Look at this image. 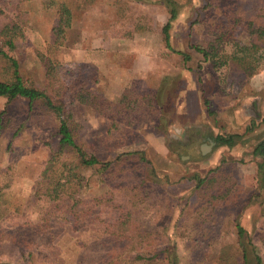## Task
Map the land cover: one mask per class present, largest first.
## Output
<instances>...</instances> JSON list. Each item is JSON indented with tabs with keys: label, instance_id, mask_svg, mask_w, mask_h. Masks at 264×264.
I'll list each match as a JSON object with an SVG mask.
<instances>
[{
	"label": "rangeland",
	"instance_id": "rangeland-1",
	"mask_svg": "<svg viewBox=\"0 0 264 264\" xmlns=\"http://www.w3.org/2000/svg\"><path fill=\"white\" fill-rule=\"evenodd\" d=\"M175 1L179 9L170 29L171 46L187 54V60L165 47L161 28L168 12L161 0H0V29L16 23L22 32L13 47L2 44V50L18 61L27 82L45 89L55 102H64L78 144L113 164L103 173L81 170L88 185L79 203L85 212L75 229V217L66 208L69 199L57 209L46 195L34 194L54 154L49 172L58 171V162L77 159L71 148L59 151L54 112L39 101L29 110L25 98L5 105L0 96V111L7 108L0 129V261L20 262L22 253H31L32 264H167L165 249L173 241L178 264H237L234 215L242 212L239 221L264 264V190L247 207L244 202L212 207L195 195L194 184L186 179L193 171L204 174L218 165L245 189L257 184L260 157L251 150L264 135V39L251 35L249 27L264 26V0ZM63 3L72 21L59 44L52 29ZM148 23L153 29L146 34H140L142 29L131 34L134 25ZM229 35L245 46L261 47L255 73H246L233 60L216 70L192 47L205 48ZM109 37L115 48L125 49L109 53L118 68L150 62L143 77L135 73L131 81L124 78V86L105 82L107 69L121 75L118 68L98 69L94 61L104 57L99 52L98 58L97 46ZM83 49L88 50L86 59L81 58ZM224 49L230 53L235 46L229 43ZM45 59L54 67L53 77L46 76ZM5 64L0 59V78L6 75ZM124 89L139 100L134 110L119 106ZM157 90L158 100L153 97ZM202 131L207 137L210 132L243 137L233 147L212 144L206 153L198 147L191 150L186 137ZM180 197L188 203L177 205ZM11 227L18 230V240L4 236ZM141 238L162 255L132 261L122 245ZM29 239L31 245L25 242Z\"/></svg>",
	"mask_w": 264,
	"mask_h": 264
},
{
	"label": "trees",
	"instance_id": "trees-1",
	"mask_svg": "<svg viewBox=\"0 0 264 264\" xmlns=\"http://www.w3.org/2000/svg\"><path fill=\"white\" fill-rule=\"evenodd\" d=\"M143 1V0H142ZM168 12V17L166 22L161 28V33L163 36V41L165 47L182 54L184 59H188V55L183 53L180 50H176L171 46V35L170 29L172 23L178 17L179 5L175 0H161ZM2 9L0 8V14ZM72 21V13L68 6L63 3L60 6L58 11V23L54 25L52 29L54 41L56 43H61L65 39V34L67 29L70 27ZM251 25V24H250ZM141 28V27H137ZM249 32L251 35H256L259 39H264V26L260 27H249ZM22 35V32L16 23H5L0 29V59L5 61V72L6 75L0 78V96L6 99V104L17 98H25L28 100V108L32 109L34 102H41L44 106L48 107L51 111L54 112L57 120V135L58 139V148L59 151H63L65 148H71L75 151L77 159L75 161L69 162H58L59 169L58 171L49 172L48 168L51 167L55 154L50 158L44 170L42 171L40 178L36 181V186L34 189V194L36 196L46 195L49 200L54 203V206L59 209L61 208L62 201L69 199L71 203L67 205V210L70 211L75 217V229H79V221H82L85 208H81L79 203L81 200V193L85 186L88 185L87 181L84 180L83 174L81 173L82 169L92 168L99 173H103L105 170L113 168L112 162H102L97 158L96 155L88 154L86 150L82 148L80 144L75 139L73 130L70 127V120L72 118L71 111L65 106L63 101H56L45 91L37 87L32 82H27L24 79V75L20 71L19 63L13 57L7 55L1 48L2 44H6L10 47L14 46V39ZM229 35L227 38L221 36V38L211 42L207 47L203 48L197 45L192 47L202 54L205 61H209L214 69H220L226 66L231 60L238 62L243 67L244 71L248 74H253L257 71L259 67V57L257 56L258 49L261 47L257 43H253L250 46H245L244 44L239 43ZM224 41L225 46L231 44L235 46V50L232 52H227L224 49V44L221 42ZM218 42V43H216ZM221 45V46H220ZM46 76L53 77V65L51 61L45 59ZM65 85L63 89H65ZM131 91H123L120 100L119 106L125 110H134V105H140L138 98L132 99L130 97ZM83 96L80 95L79 99H82ZM153 97L158 100L159 91L154 92ZM204 104L208 108L209 101L204 98ZM7 111V108L4 107L0 111V129L5 127L1 123V116L4 115ZM214 111L207 109V113L213 114ZM21 126L18 128L20 129ZM253 125L247 128V131L252 130ZM18 130L14 132V135ZM209 138L214 144V148L220 146L233 147L238 142H241L243 137L240 133H209ZM136 153L141 154L137 151ZM252 156L260 157V160L257 164V184L251 190L245 189L239 185L233 175L222 170L220 166H214L206 171L204 174L193 171L190 173L186 179L194 184L195 195L200 197L207 204H210L212 207L216 206H233L239 202H244L243 206L247 207L252 201L258 199L261 196L262 190H264V135H262L253 145L251 150ZM119 160V159H116ZM145 161V159H138V162ZM80 173H78L79 171ZM148 171V170H146ZM103 181V178L101 177ZM8 184L5 186L7 187ZM176 204L183 202L184 205L188 203V198L180 197L176 199ZM17 210V209H15ZM241 214L235 213L234 215V230L236 236V245L237 251L239 252V260L237 264H263L262 256L258 253L257 247L253 242V239L248 232V230L241 224L239 221ZM1 217V211H0ZM3 217V216H2ZM1 217V218H2ZM44 222H47L44 220ZM41 226V225H40ZM45 226V225H44ZM46 227V226H45ZM12 228V227H11ZM10 228V229H11ZM39 226L35 227V230L38 231ZM46 229H48L46 227ZM31 229L30 231H32ZM34 230V231H35ZM15 228H12L10 231L5 232L4 236L8 238H15L18 240V233H16ZM142 233V232H139ZM2 234V233H1ZM0 234V238L2 235ZM27 244L31 245V239L25 241ZM28 245V246H29ZM122 250L126 254H132V261H150L158 257L159 254L162 255V252L156 251L155 244L152 245L151 241H143V238L140 240L125 242L122 245ZM165 251L168 254L167 264H178V256L175 251V243L172 241L168 243ZM23 252V251H22ZM50 253V250H47ZM58 252V249L54 246L51 251V255L55 256ZM31 253L25 254L22 253V261L20 262H4L0 261V264H32L29 261V255ZM47 255V254H46ZM229 261L222 260L221 264H228ZM107 264H117L114 260L108 262ZM232 264H235L232 262Z\"/></svg>",
	"mask_w": 264,
	"mask_h": 264
},
{
	"label": "crops",
	"instance_id": "crops-1",
	"mask_svg": "<svg viewBox=\"0 0 264 264\" xmlns=\"http://www.w3.org/2000/svg\"><path fill=\"white\" fill-rule=\"evenodd\" d=\"M137 27H138L137 25H134V28H136V29L133 30L134 32L133 33L131 32V34L135 35V34H137L138 30L142 29L140 34L143 35V34H146L147 31H150L153 29V26L150 23H148V26H147V24H144L142 27L140 26L141 28L137 29ZM111 40H112V37H109V39L106 41L105 44L97 46V47L101 46V48L97 51L98 58H99V52L104 54L103 58H99L98 60L94 59V61H96L98 64L97 68L100 70L104 69L105 67L107 68L108 66L111 67L113 70H116V68H118V66L116 65V63H113L115 61L113 59H111V54L109 56V53L111 51L113 52L115 50H118V48H119L120 52L125 51L123 46L115 48V45H113ZM106 53H107V55H106ZM87 54H88V50L83 49L81 58L86 59ZM140 62H141V64L139 65ZM149 63L150 62H145V61H143V62L142 61H134L130 66H129V64H126V65L121 64L119 66L120 68H118V69H120L121 75H118V76H114L116 74H114L112 71H110V69H107V71H106L107 76L104 77V80H105V82H106V80L107 81H115V83L120 84L121 86L123 84V86H124V84L126 83L125 79L128 78V79H130L129 81H131L133 77H136L135 73L140 74L143 77L144 74L147 73L148 68H150ZM114 72H116V71H114ZM112 75H113V77H112ZM111 77H112V80H111ZM186 138L187 139L189 138L188 140H190V141H193V139H195V141L197 142V147L201 148L204 151V153L211 150L212 141H211V139H209V137L206 136V134L203 131L200 132V134H197V135L192 134V136L186 137ZM188 158H190V157L188 156Z\"/></svg>",
	"mask_w": 264,
	"mask_h": 264
},
{
	"label": "flooded vegetation",
	"instance_id": "flooded-vegetation-1",
	"mask_svg": "<svg viewBox=\"0 0 264 264\" xmlns=\"http://www.w3.org/2000/svg\"><path fill=\"white\" fill-rule=\"evenodd\" d=\"M190 143V142H189ZM191 146V150H195V148L193 147H197V142L195 141V139H193L192 143L189 144ZM186 148V147H185ZM199 149V148H198Z\"/></svg>",
	"mask_w": 264,
	"mask_h": 264
}]
</instances>
